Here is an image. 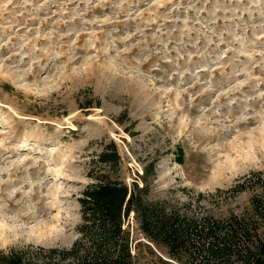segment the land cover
Wrapping results in <instances>:
<instances>
[{
    "label": "rangeland",
    "instance_id": "obj_1",
    "mask_svg": "<svg viewBox=\"0 0 264 264\" xmlns=\"http://www.w3.org/2000/svg\"><path fill=\"white\" fill-rule=\"evenodd\" d=\"M150 160L151 199L251 213L230 188L264 170V0H0V250L69 246L82 189Z\"/></svg>",
    "mask_w": 264,
    "mask_h": 264
},
{
    "label": "trees",
    "instance_id": "obj_2",
    "mask_svg": "<svg viewBox=\"0 0 264 264\" xmlns=\"http://www.w3.org/2000/svg\"><path fill=\"white\" fill-rule=\"evenodd\" d=\"M176 152L182 162V149ZM118 158L113 142L98 154L101 162L112 165ZM155 176L150 160L130 184L107 175L94 179L77 198L79 236L69 246L0 250V264H137L142 237L177 264H264V170L251 172L230 188L234 193L252 189L251 213L218 217L210 210L198 215L151 199Z\"/></svg>",
    "mask_w": 264,
    "mask_h": 264
}]
</instances>
